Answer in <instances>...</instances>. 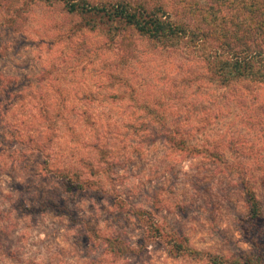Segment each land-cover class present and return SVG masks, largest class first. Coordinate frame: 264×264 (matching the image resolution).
I'll return each instance as SVG.
<instances>
[{
  "label": "rangeland",
  "instance_id": "obj_1",
  "mask_svg": "<svg viewBox=\"0 0 264 264\" xmlns=\"http://www.w3.org/2000/svg\"><path fill=\"white\" fill-rule=\"evenodd\" d=\"M15 5L0 12V264H214L254 251L241 172L264 210V83L211 82L202 50L109 33L61 0ZM225 7L218 20L235 13ZM165 130L208 151L173 149ZM110 238L147 241L114 256Z\"/></svg>",
  "mask_w": 264,
  "mask_h": 264
},
{
  "label": "trees",
  "instance_id": "obj_2",
  "mask_svg": "<svg viewBox=\"0 0 264 264\" xmlns=\"http://www.w3.org/2000/svg\"><path fill=\"white\" fill-rule=\"evenodd\" d=\"M27 1L35 0H0V12L16 13L18 6L15 4ZM61 2L70 13H78L83 18H99L101 24L107 26L109 33L119 31L120 34L125 33L131 38L137 37L164 48L185 45L193 51L202 50L201 58L211 82H217L222 86L238 80L264 83V0H234L232 6L226 7L223 4L224 0H61ZM224 7L235 13L224 15L218 20V14L223 13ZM129 40L124 34L119 40L125 51L126 48L129 49L126 44ZM136 42L137 40L131 42V45H137ZM165 132L166 141L173 149L187 151L190 148L183 139L177 140L173 132L169 130ZM190 149L195 155L208 151L204 147L199 150L195 147ZM208 153L211 157H216L215 150ZM63 177H66L65 186L70 188L74 182L66 175ZM241 181L248 204L244 233L254 251L239 254L235 258H215L214 264H264V243L258 242L260 234L254 235L260 226H264L263 205L257 193L249 187L244 171L241 172ZM135 214L145 215L141 211ZM179 240L183 241L182 238ZM106 241L111 248L113 247L112 255L116 256L123 252L137 255L140 248H145L147 240H140L137 247L123 246L116 238ZM174 247L177 253H199L186 248L183 242L174 244Z\"/></svg>",
  "mask_w": 264,
  "mask_h": 264
}]
</instances>
